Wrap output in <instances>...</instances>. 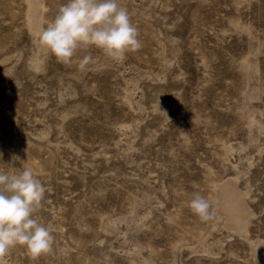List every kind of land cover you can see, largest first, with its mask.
<instances>
[{
	"label": "rangeland",
	"instance_id": "obj_1",
	"mask_svg": "<svg viewBox=\"0 0 264 264\" xmlns=\"http://www.w3.org/2000/svg\"><path fill=\"white\" fill-rule=\"evenodd\" d=\"M119 2L142 47L62 64L38 35L66 0H0V151L56 237L7 264H264V0Z\"/></svg>",
	"mask_w": 264,
	"mask_h": 264
},
{
	"label": "clouds",
	"instance_id": "obj_2",
	"mask_svg": "<svg viewBox=\"0 0 264 264\" xmlns=\"http://www.w3.org/2000/svg\"><path fill=\"white\" fill-rule=\"evenodd\" d=\"M40 45L57 62L69 64L78 51L96 48L114 63H122L127 54L142 47L139 30L131 14L119 0H66L57 9L38 35ZM93 62L83 56L79 69L84 71ZM0 151V264H7L11 250L22 246L38 258L53 251L54 227L42 221L46 185L30 167H24L18 154L9 163L3 162ZM16 162L20 163L15 167ZM189 208L201 221L215 218L209 200L196 192Z\"/></svg>",
	"mask_w": 264,
	"mask_h": 264
},
{
	"label": "bare ground",
	"instance_id": "obj_3",
	"mask_svg": "<svg viewBox=\"0 0 264 264\" xmlns=\"http://www.w3.org/2000/svg\"><path fill=\"white\" fill-rule=\"evenodd\" d=\"M2 102L1 97H0V103ZM61 214L58 215V217L60 218ZM62 217V216H61ZM46 256V255H45ZM52 264V263H51ZM69 264H87V259L84 257H80V258H72L71 261H69Z\"/></svg>",
	"mask_w": 264,
	"mask_h": 264
}]
</instances>
